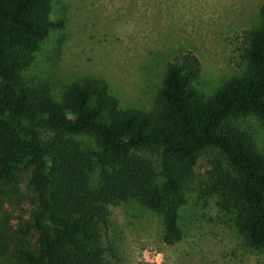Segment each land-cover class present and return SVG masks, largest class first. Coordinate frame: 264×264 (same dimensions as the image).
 I'll return each instance as SVG.
<instances>
[{"label": "trees", "instance_id": "obj_1", "mask_svg": "<svg viewBox=\"0 0 264 264\" xmlns=\"http://www.w3.org/2000/svg\"><path fill=\"white\" fill-rule=\"evenodd\" d=\"M49 12L50 0H0V188L16 192L25 176L33 205L12 264H109L108 207L121 203L155 215L161 242L175 244L200 156L211 167L210 195L247 244L264 249V152L227 123L253 114L264 124V4L242 33L239 75L205 96L192 84L196 57L180 54L165 64L148 111L119 108L99 78L71 81L60 98L25 80L31 53L63 27ZM40 125L53 135L42 138ZM4 240L0 233V254Z\"/></svg>", "mask_w": 264, "mask_h": 264}, {"label": "rangeland", "instance_id": "obj_2", "mask_svg": "<svg viewBox=\"0 0 264 264\" xmlns=\"http://www.w3.org/2000/svg\"><path fill=\"white\" fill-rule=\"evenodd\" d=\"M264 0H50L49 17L62 20L38 50L31 53L24 79L46 86L56 98L64 86L83 77L104 80L122 109L148 111L165 64L191 54L198 63L192 84L205 96L245 68L242 33L259 23ZM176 61L180 62L178 57ZM228 125L247 132L264 152V124L253 114L233 115ZM42 138L53 135L39 126ZM138 153L150 160L147 150ZM200 156L186 184L187 201L179 210L181 239L172 245L160 240L161 225L150 212L130 204L108 207L105 246L109 264H264V249H254L234 226L208 186L211 167ZM18 190L0 188V233L5 250L0 264H12L22 220L33 208L26 177ZM34 234L29 241L32 244Z\"/></svg>", "mask_w": 264, "mask_h": 264}]
</instances>
